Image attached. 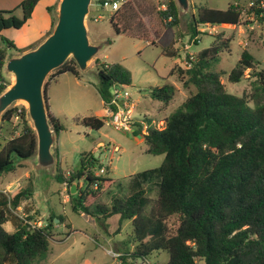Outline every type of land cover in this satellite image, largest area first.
Here are the masks:
<instances>
[{
  "label": "trees",
  "instance_id": "trees-1",
  "mask_svg": "<svg viewBox=\"0 0 264 264\" xmlns=\"http://www.w3.org/2000/svg\"><path fill=\"white\" fill-rule=\"evenodd\" d=\"M39 1L23 0L14 9L0 10L2 59L8 56L9 50L26 51L2 32L21 28ZM131 2L110 17L119 35L131 36L126 24L129 12L132 16L136 13ZM56 8L57 5L48 7L53 22L46 36L55 26ZM17 10H21V15ZM158 14L165 32L157 44L162 45L165 55L178 56L173 28L179 25L181 18L176 0H167L166 9L159 10ZM242 17V11L232 5L226 10L200 6L189 25L190 38L200 33V25H238ZM261 20L264 21V17ZM199 41L200 38L196 44ZM227 46V41L211 44L196 53L194 59L189 60V66L177 65L184 87L192 85L196 92L167 116L163 128L149 126L152 121L146 116L143 121L149 123L146 128L143 122L136 120L131 124L133 134L143 136L148 153L164 155L156 199L148 196L145 179L150 171L131 175L133 192L119 196L122 183L109 174H98L96 168L101 170L103 165L92 153H84L80 166L68 175L57 165L55 179L61 186L68 184L74 212L101 220L109 236L119 234L125 220L131 221L135 249L126 255L132 258H148L156 252L167 251L170 259L166 264H264V67L259 69L257 65L261 62L251 52L243 50L228 78L237 83L249 72L254 78L251 90L242 95L230 93L222 82L221 72L216 70ZM95 64L96 88L105 103L110 99L114 84H131V73L122 64L99 59ZM55 71L51 78L66 72L80 76L73 59ZM4 88H0V94ZM175 94L176 87L168 84L148 91L152 99L165 105ZM15 117L19 120L18 133L0 144V176L23 166L21 160L34 156L37 150V136L27 108L24 105L9 107L3 115L8 122ZM105 119V116H86L76 121L99 131ZM51 123L56 136L66 130L52 115ZM75 182L77 193L72 194L70 189ZM114 189L119 190L111 197L110 204L100 201L105 193ZM30 194L31 188L19 189L13 195L0 192V264H35L43 260L50 251L53 222L58 218L66 224L64 217L51 215L46 226L33 227L34 215L23 218L15 214ZM9 214L17 218L13 232L5 227ZM111 222L116 223L113 229ZM126 258L125 254L121 255L122 260Z\"/></svg>",
  "mask_w": 264,
  "mask_h": 264
},
{
  "label": "rangeland",
  "instance_id": "rangeland-1",
  "mask_svg": "<svg viewBox=\"0 0 264 264\" xmlns=\"http://www.w3.org/2000/svg\"><path fill=\"white\" fill-rule=\"evenodd\" d=\"M61 0H57L56 17ZM167 0H132L136 10L135 15L129 12L126 24L129 25L130 35H119L110 23L109 17L100 21H93L91 16L86 18L88 34L93 44L100 46L98 54L91 60L88 69L80 70L79 83L74 76L67 73L62 76L57 86L58 92H63L64 105L60 121L66 127L65 131L58 133L53 146L56 157V166L53 173L38 175L35 168L36 156L22 159L23 166L14 172L0 176V192L13 195L19 189H30L32 194L25 199L18 208L19 217L34 215L36 220H41L43 226L49 222L51 215H59L65 218V223L56 218L53 226V234L50 238V251L47 256L35 264H166L170 259L167 251H160L148 258L130 257L134 251L132 243V224L125 220L122 229L116 236H109L103 223L98 218L82 215L72 210L68 190L61 186L55 179L57 165L59 164L66 175L68 171L80 166L84 153H92L101 161L105 172L98 174L110 175L122 183L119 196H128L133 190L130 187L131 175L150 171L146 177L148 196L154 200L158 196V183L160 180L159 168L164 160V155H155L147 152V145L142 135H134L130 129L118 130L114 126L105 123L99 130H93L77 123V118L88 115L105 116L103 100L97 91L98 76L96 71V59L102 62L122 64L130 73L132 82L128 85L132 101L135 107L132 117L143 122L145 116L152 122H143L145 128L157 126L163 128L168 115L174 112L192 93L196 87H184L176 70L177 65L186 66L183 45L190 39L189 25L191 19L200 6L226 10L233 0H190L189 13L181 16L179 25L173 28L177 38L178 56H167L163 53L160 42L164 35L165 26L158 14L162 4ZM21 15V11L17 12ZM57 20V18H56ZM240 25V26H239ZM237 27L220 25L215 30L207 31L202 25L199 26L198 34L200 41L193 45L194 55L200 50L214 43L228 42L221 54V60L216 65V70L222 74V82L227 91L236 95H242L245 91L250 92L251 82L254 80L249 72L240 82L233 83L229 80V72L236 66L241 52L248 50L260 61L258 68L264 67V24L254 21L243 15L241 23ZM156 43V44H154ZM19 52L15 49L8 51V56H16ZM72 59V58H69ZM79 69V68H78ZM173 69V70H172ZM173 71V73L171 72ZM53 70L46 78L45 83L50 81ZM10 84L14 76L10 75ZM165 84L174 85L176 94L168 105L152 99L148 91L153 87ZM60 95V94H59ZM24 102L14 103L11 107H21ZM28 115V114H27ZM31 123V120L28 116ZM19 120L15 117L8 122L3 116L0 120V144L18 133L16 128ZM103 142V146L99 143ZM116 147L118 148L116 150ZM83 184V181H81ZM144 184V183H143ZM146 187V188H147ZM105 193L101 202L110 204L111 197L117 191ZM114 192V193H113ZM5 224L9 232L16 228L17 218L9 214ZM18 222V221H17ZM116 223L111 222L110 228H115ZM70 232L69 234H66ZM125 254L127 258L121 259Z\"/></svg>",
  "mask_w": 264,
  "mask_h": 264
},
{
  "label": "water",
  "instance_id": "water-1",
  "mask_svg": "<svg viewBox=\"0 0 264 264\" xmlns=\"http://www.w3.org/2000/svg\"><path fill=\"white\" fill-rule=\"evenodd\" d=\"M179 15L190 11V0H176ZM92 0H61L53 31L37 46L8 56L6 71L14 81L0 94V120L5 111L19 101L27 104V114L37 136L35 168L38 175L53 173L56 157L53 146L56 133L52 127L51 114L46 96L45 80L53 71L72 58L79 70L88 69L100 46L90 41L86 18ZM77 193V183L71 186Z\"/></svg>",
  "mask_w": 264,
  "mask_h": 264
},
{
  "label": "built area",
  "instance_id": "built-area-1",
  "mask_svg": "<svg viewBox=\"0 0 264 264\" xmlns=\"http://www.w3.org/2000/svg\"><path fill=\"white\" fill-rule=\"evenodd\" d=\"M132 0H92V6L89 13L93 21H100L104 17H110L125 5L130 3ZM240 11L243 15H246L248 18L254 21H260L264 24V21L261 20L264 17V0H233L230 4ZM161 9H166V4H162ZM239 25V24H238ZM207 31H213L220 25H211L204 24L202 25ZM234 28L237 25H229ZM240 26V25H239ZM199 35H196L195 38H190L184 42L183 51L184 59L186 66L190 65L189 60H193L195 55L192 52L193 45L196 44ZM0 44V53H1ZM8 56L5 59H2L0 54V88H4V91L9 87L8 81H10V75L6 71V61ZM3 62V63H2ZM135 107V104L132 101V96L128 90V85L116 83L112 86L110 92V99L105 103V123H108L114 126L116 129H130L131 124L135 121L132 117V111ZM132 130V127L131 129ZM118 148L116 147V150ZM101 173L105 172V169L100 170ZM65 188H68V184H64ZM33 227H44L41 220H36L32 222Z\"/></svg>",
  "mask_w": 264,
  "mask_h": 264
},
{
  "label": "crops",
  "instance_id": "crops-1",
  "mask_svg": "<svg viewBox=\"0 0 264 264\" xmlns=\"http://www.w3.org/2000/svg\"><path fill=\"white\" fill-rule=\"evenodd\" d=\"M22 1L23 0H0V10L14 9ZM56 2L57 0H40L38 4L36 5L32 13V16L27 20V22L21 28L5 29L2 32V35L12 40L15 43V45L20 49L29 50L37 46L47 37L46 33L52 28L53 17H52V14L48 11V7L55 6ZM18 11L19 10H17L16 13ZM67 73H70V72L62 73L55 77H52V79L48 81V84L46 87L50 114L59 120H60L61 113H63L64 105H63L62 96H61L63 92L62 91L58 92L57 86L60 84V80L62 76H64ZM71 74L74 76L76 83H79L80 82L79 77L75 76L73 73ZM103 104L105 106L104 101H103ZM88 116L100 117L99 115H93V114L88 115ZM143 126L145 128V125ZM99 144L101 146L104 145L103 142H100ZM68 173L69 171L67 172V174Z\"/></svg>",
  "mask_w": 264,
  "mask_h": 264
}]
</instances>
